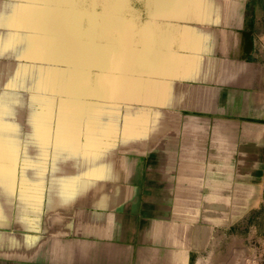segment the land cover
<instances>
[{"label":"crops","instance_id":"crops-1","mask_svg":"<svg viewBox=\"0 0 264 264\" xmlns=\"http://www.w3.org/2000/svg\"><path fill=\"white\" fill-rule=\"evenodd\" d=\"M193 1L146 8L134 59L100 52L131 2L0 0V264L250 261L264 41Z\"/></svg>","mask_w":264,"mask_h":264},{"label":"rangeland","instance_id":"rangeland-1","mask_svg":"<svg viewBox=\"0 0 264 264\" xmlns=\"http://www.w3.org/2000/svg\"><path fill=\"white\" fill-rule=\"evenodd\" d=\"M147 0H131L132 3V24H131V33H132V42L131 43H125V42H119L117 44H108L105 38H102V42L100 43V52L104 55L109 51H114V45H116V50L114 52V56L117 54L118 57L122 56L123 53L120 52V49L125 50V45L132 47V54L130 56H133L134 59L139 56V51L141 49V42L140 39L143 38V31L146 33V30H151L152 26L147 27V24L154 23L156 24L157 17L154 18H147L144 17L148 12L146 11V8L150 7L146 4ZM156 2L157 0H153ZM166 4V6H171L174 3V0H159ZM180 1V0H179ZM205 1V0H204ZM212 0H206V5L204 6L207 10L210 8V10H214L213 7H211L210 2ZM221 1V0H220ZM222 9L224 10L223 16L226 14V10H228L229 18H244L251 19L253 24L256 25L257 33L262 41H264V0H222ZM183 2V1H181ZM190 2H195L193 0H190ZM208 2V5H207ZM213 2H216V0H213ZM228 3V4H227ZM198 4V3H196ZM225 4L227 6V9H225ZM200 6V5H196ZM202 7V6H200ZM199 7V8H200ZM216 8H220L216 7ZM215 8V9H216ZM129 12V11H127ZM150 13V12H149ZM213 13V12H212ZM144 14V15H143ZM154 14L155 11H154ZM158 14V13H157ZM162 17V16H160ZM149 21V22H148ZM153 25V26H154ZM103 28V27H101ZM87 29V28H86ZM106 29H119L118 26H110ZM103 32V31H102ZM147 34V33H146ZM118 36V37H117ZM116 39H122L123 36H119V34H116ZM102 47V48H101ZM105 51L106 53H104ZM124 52V51H123ZM107 56V55H106ZM102 63H106V58H101ZM117 62L119 63V59H117ZM250 222L254 224L253 228H246V242L249 241V243H253V246L257 247V250L250 252V261L246 264H264V202L261 203V209L254 213V216L250 220Z\"/></svg>","mask_w":264,"mask_h":264},{"label":"water","instance_id":"water-1","mask_svg":"<svg viewBox=\"0 0 264 264\" xmlns=\"http://www.w3.org/2000/svg\"><path fill=\"white\" fill-rule=\"evenodd\" d=\"M110 2H112V3H120V2H122V3H129V2H131V0H110ZM146 4L147 5H149V6H155V4H156V2H154L153 0H147L146 1ZM120 12L121 11H117V14H120ZM122 13H124V12H122ZM127 13H129V12H127Z\"/></svg>","mask_w":264,"mask_h":264}]
</instances>
